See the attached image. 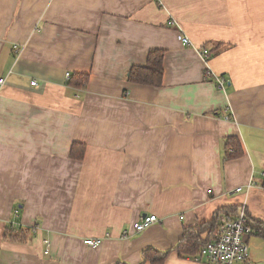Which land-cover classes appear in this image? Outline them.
<instances>
[{"label":"crops","instance_id":"obj_1","mask_svg":"<svg viewBox=\"0 0 264 264\" xmlns=\"http://www.w3.org/2000/svg\"><path fill=\"white\" fill-rule=\"evenodd\" d=\"M180 29L212 51L223 89ZM155 48L163 85L128 81ZM76 72L85 87L69 84ZM2 77L0 264H152L146 249H174L220 209L264 220V0H0ZM229 137L241 156L227 158ZM144 214L159 222L124 236ZM7 227L37 232L17 243ZM246 240L262 246L244 264H264V237ZM192 257L163 264H204Z\"/></svg>","mask_w":264,"mask_h":264},{"label":"trees","instance_id":"obj_2","mask_svg":"<svg viewBox=\"0 0 264 264\" xmlns=\"http://www.w3.org/2000/svg\"><path fill=\"white\" fill-rule=\"evenodd\" d=\"M165 55L164 49H151L147 56V61L143 65H133L127 75V80L132 83L161 87L164 82L165 74ZM89 81V74L76 72L71 75L69 84L82 88L87 85ZM227 158H236L243 154V145L238 137H229L226 141ZM86 144L81 142H74L70 150V157L75 160H82L85 156ZM238 208L233 206L231 208L220 209L211 221L199 223L193 227H186L179 244L174 247V251L181 257H188L196 255L201 247L206 243L213 241L219 233V220L223 215L232 217V214H237ZM248 226L252 233L264 237V220L256 219L247 214ZM32 229H14L7 227L4 232V239L17 242L27 243L31 235ZM170 251H159L155 248H148L144 251L145 261H150L152 264H163ZM118 264H127L119 262Z\"/></svg>","mask_w":264,"mask_h":264},{"label":"built area","instance_id":"obj_3","mask_svg":"<svg viewBox=\"0 0 264 264\" xmlns=\"http://www.w3.org/2000/svg\"><path fill=\"white\" fill-rule=\"evenodd\" d=\"M160 5H163V0H159ZM168 26L179 27V23L174 17H171L168 21ZM180 28V27H179ZM181 30V41L185 46L194 47L198 52L202 60L206 63V72L208 78H212L218 84V87L224 88L227 80L224 76H221L214 72L209 62L212 57V51L209 48H197L191 41L190 37ZM16 52H20L21 48L18 45L14 46ZM67 78H70V73H67ZM6 78H0V90L4 86ZM36 81L32 84L36 85ZM230 119V117H226ZM255 186V182L251 181L247 185V189L251 190ZM243 190V187H238L237 192ZM16 218L18 216V209L15 210ZM159 222V218L155 214L141 215L138 220L131 224V227L124 230V236L130 235L132 232L140 233L150 227L152 224ZM219 233L217 237L205 245H203L200 251L192 257L196 262L204 264H244L249 260V248L247 243V236L252 233L251 228L248 226V219L245 213H241L236 217H229L224 215L220 218ZM37 227H32V233L37 232ZM111 234L107 233L104 237L87 238L84 240V244L89 247H99L104 241L109 238ZM46 245L45 254L50 253L51 241L49 239L44 240Z\"/></svg>","mask_w":264,"mask_h":264},{"label":"rangeland","instance_id":"obj_4","mask_svg":"<svg viewBox=\"0 0 264 264\" xmlns=\"http://www.w3.org/2000/svg\"><path fill=\"white\" fill-rule=\"evenodd\" d=\"M254 237V236H252ZM262 242V240H260ZM256 244V248L259 249L261 246H262V243H255L253 240L251 241V245L248 244V248L249 250L251 249V253H254L255 249H254V246Z\"/></svg>","mask_w":264,"mask_h":264}]
</instances>
